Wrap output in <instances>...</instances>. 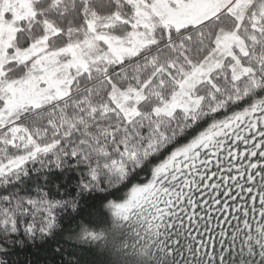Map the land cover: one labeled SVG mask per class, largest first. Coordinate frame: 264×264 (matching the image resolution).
I'll return each mask as SVG.
<instances>
[{
    "label": "snow or ice",
    "instance_id": "1",
    "mask_svg": "<svg viewBox=\"0 0 264 264\" xmlns=\"http://www.w3.org/2000/svg\"><path fill=\"white\" fill-rule=\"evenodd\" d=\"M0 264H264V0H0Z\"/></svg>",
    "mask_w": 264,
    "mask_h": 264
}]
</instances>
